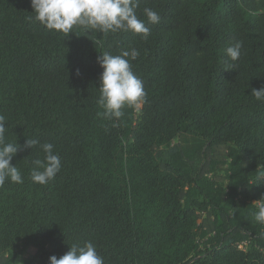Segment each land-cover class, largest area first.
Masks as SVG:
<instances>
[{
  "label": "trees",
  "instance_id": "obj_1",
  "mask_svg": "<svg viewBox=\"0 0 264 264\" xmlns=\"http://www.w3.org/2000/svg\"><path fill=\"white\" fill-rule=\"evenodd\" d=\"M32 12L0 0V115L23 178L0 187V264H49L86 242L104 264H264V101L251 93L264 86V0H139L147 39L65 35ZM133 48L145 101L108 119L97 57ZM46 142L61 168L41 185Z\"/></svg>",
  "mask_w": 264,
  "mask_h": 264
},
{
  "label": "clouds",
  "instance_id": "obj_2",
  "mask_svg": "<svg viewBox=\"0 0 264 264\" xmlns=\"http://www.w3.org/2000/svg\"><path fill=\"white\" fill-rule=\"evenodd\" d=\"M138 6L139 0H31L32 13L35 15L30 19L65 35L72 32L74 26H81L86 31L96 30L102 33L130 31L147 39L151 30L138 18ZM143 11L149 23L159 22L160 17L156 11L149 8ZM241 48L242 42L237 41L227 47L226 54L232 61H237ZM138 56L139 51L133 48L122 51L119 55L105 52L97 57V63L102 68L97 103L103 109L104 117L118 120L124 115L123 109L126 106L139 110L144 103L147 93L143 81L133 72L131 65V61ZM251 93L257 101H264V86L259 90L253 89ZM4 120L0 115V187L6 180L23 183L20 171L10 163L21 146L16 142H5ZM37 143L36 139H26L23 147L31 149ZM41 148L44 158L33 161L35 167L31 178L34 183L44 185L60 171L61 160L54 152L52 143H43ZM254 219L264 224V202L257 204ZM49 264H104V259L91 242H86L83 246L73 244L59 259L54 255L49 257Z\"/></svg>",
  "mask_w": 264,
  "mask_h": 264
},
{
  "label": "rangeland",
  "instance_id": "obj_3",
  "mask_svg": "<svg viewBox=\"0 0 264 264\" xmlns=\"http://www.w3.org/2000/svg\"><path fill=\"white\" fill-rule=\"evenodd\" d=\"M176 141H174L173 143H175ZM36 250L34 248H31V249H27L25 252H24V256L26 257H33V255L35 254Z\"/></svg>",
  "mask_w": 264,
  "mask_h": 264
}]
</instances>
